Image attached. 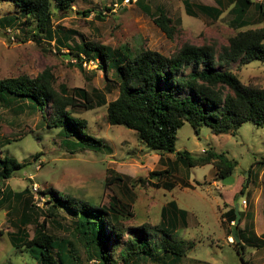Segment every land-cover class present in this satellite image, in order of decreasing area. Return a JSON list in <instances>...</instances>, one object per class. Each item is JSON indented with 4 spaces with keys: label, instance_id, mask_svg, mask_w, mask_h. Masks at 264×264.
<instances>
[{
    "label": "rangeland",
    "instance_id": "rangeland-1",
    "mask_svg": "<svg viewBox=\"0 0 264 264\" xmlns=\"http://www.w3.org/2000/svg\"><path fill=\"white\" fill-rule=\"evenodd\" d=\"M233 1L222 0L223 14L218 20L190 9L192 3L218 7L215 0L189 3L186 0H77L69 14L56 12L54 6L53 41L33 38L36 24L23 17L14 29L0 31V80L21 76L35 79L48 71L54 77L56 91L63 89L72 95L74 89H83L94 103L101 99L110 103L119 95L116 77L112 73L106 75L96 66L84 67L85 71L81 72L73 66L76 59L68 54L69 50L56 41L58 38L63 43L64 35H72L68 45L73 49L84 41H94L112 49L128 47L133 53L147 50L166 57L178 54L188 45L210 47L218 54L239 32L264 28V18L253 8L247 15L250 25L237 29ZM252 1L261 3V0ZM160 8L172 20V38L154 22ZM83 11L91 12L83 16ZM20 14L13 0L0 1V18ZM218 67L235 73L245 85L264 89L262 61L246 65L238 61ZM76 101L82 105L80 98ZM68 110L73 111L72 119L85 122L82 126L72 124L69 128L72 138H67L64 128L47 126L40 112L31 109L28 100L8 96L0 103V159L8 156L25 165L12 179L0 178V193L7 189L14 193L29 191L0 205V231L3 232L0 264H40L31 248L15 246L14 236L21 228L22 236L29 234L32 239L45 219L46 232L57 241L54 255L59 251L60 255L72 253L79 261L70 258L66 264H98L97 259H88L86 242L79 236L78 215H73L62 203L64 197L111 213L125 207L124 215L114 213L132 230L121 239L120 248L111 251L113 264H244L232 237L237 231L224 214L239 205L244 220L238 228L242 230L249 221H254L257 232L264 233V195L260 196L259 185L252 175L256 168L264 167V127L246 123L236 135H215L203 126L196 134L186 122L178 131L176 152L187 151L198 158L214 151L237 162L232 171L235 182L225 186L214 164L189 168L180 163L176 154L161 156L149 151L139 142L136 132L110 126L107 106L92 110L69 107ZM46 114L50 116L49 109ZM6 141L9 142L5 144ZM110 170L122 176L123 182L106 186ZM165 170L170 171L168 176L150 180L152 172ZM153 183L161 188H155ZM167 184H173L174 188H164ZM55 192L60 199L52 200ZM171 202L188 212L187 227L181 226L174 234V239L185 245L184 256L179 259L160 250L158 244L164 234L154 230L161 223L163 207ZM55 203L58 207L52 209L54 215L50 217V208ZM140 228H145V233ZM136 233L147 237L152 255L125 263L120 253ZM240 252L246 264H264V245L246 246Z\"/></svg>",
    "mask_w": 264,
    "mask_h": 264
},
{
    "label": "trees",
    "instance_id": "trees-1",
    "mask_svg": "<svg viewBox=\"0 0 264 264\" xmlns=\"http://www.w3.org/2000/svg\"><path fill=\"white\" fill-rule=\"evenodd\" d=\"M1 1V0H0ZM77 0H13L16 7L21 11L20 16L11 15L0 18V31L14 29L23 18L27 22L36 24V32L33 38L38 40L53 41V17L54 6L56 12L69 14ZM191 0H186L189 3ZM218 7L192 3L190 9L196 10L201 16L218 20L223 14L222 0H215ZM232 14L237 29L250 25L247 16L251 9H256L260 17L264 18V4L255 3L252 0H234ZM91 11H83L81 15L87 16ZM155 24L169 38L173 35L172 20L162 9H158V17ZM72 36V35H71ZM70 34L63 37V47L69 50V55L76 59L73 66L84 72L85 62H95L97 70L108 75L112 73L119 83L118 98L110 103L101 99L94 103L92 96L83 89H74L72 95L67 91H56L54 77L46 71L35 79L28 76L0 80V103L6 101L8 96L20 97L31 103V109L40 112L47 126L52 128H64L67 138H72V124L82 126L84 121L71 118L69 111L82 106L85 110L107 106V121L110 126H122L137 133L139 142L149 151L157 155L176 154L180 163L189 168L214 164L219 172L221 180L231 176L237 167V162L231 161L224 154L214 151L206 152L204 157H193L191 153L176 152L178 131L189 123L196 134L200 133L203 126L210 128L213 134L236 135L239 129L246 123H252L257 127H264V89L245 85L238 76L230 70H221L218 66L234 64L240 61L246 65L252 61L264 62V28L239 32L229 40V44L221 48L217 54L210 47L185 46L178 54L166 57L160 53L143 50L133 53L128 47L112 49L94 41H84L76 49L68 43ZM65 41V43H64ZM76 98L81 99L78 105ZM80 104V103H79ZM50 111V116L46 110ZM9 141H6L7 144ZM25 165L12 157L0 159V178L10 180L14 175L24 169ZM170 171L152 172L150 180H158L168 176ZM110 177L106 179V186L123 182L122 176L114 171H109ZM250 181L248 180L247 186ZM150 184V183H149ZM151 185V184H150ZM155 188H161L159 184H152ZM166 189L174 188L173 184L164 185ZM242 189V193L244 192ZM53 192V191H52ZM9 193V194H8ZM3 191L0 193L4 199L0 205L10 198L23 197L29 193L25 190L21 193ZM47 192L44 194L46 195ZM50 193V192H49ZM51 194V193H50ZM59 197L54 193L56 200ZM60 199V197H59ZM236 199V197H235ZM62 203L69 208L73 215H78L79 236L86 242V253L90 261L97 259L98 264H113L112 250L120 248L121 239L132 229L124 226L115 216V213L124 215L123 207L120 211L110 212L106 209L96 208L91 204L65 197ZM32 208H36L31 203ZM58 207L55 203L49 211L53 216V208ZM27 208L29 205L27 203ZM129 216L132 214L126 211ZM114 215V217H113ZM241 223L244 219L241 214ZM228 217L230 224L235 222V207L224 217ZM249 217V216H248ZM23 218L21 219V221ZM46 223L36 230L35 236L30 239L29 234L22 236L20 228L14 236L16 247L28 246L36 255L40 264H66L70 258L79 262L77 257L71 254H53L57 248V241L46 232ZM240 223V224H241ZM188 224V212L179 209L175 202H171L162 209V218L159 226L154 229L164 234V238L158 246L161 251L171 256H184V243L177 242L174 234L182 226ZM240 226V225H239ZM238 226V227H239ZM236 230L239 241H235L238 253L246 264L240 250L246 246L259 248L264 245V234L259 237L255 233L254 224L250 222L246 227ZM143 233L145 228H140ZM26 232V230H24ZM3 232L0 231V235ZM94 245L95 247H93ZM124 262L151 256L150 243L141 233L132 235L126 244V249L120 253Z\"/></svg>",
    "mask_w": 264,
    "mask_h": 264
},
{
    "label": "crops",
    "instance_id": "crops-1",
    "mask_svg": "<svg viewBox=\"0 0 264 264\" xmlns=\"http://www.w3.org/2000/svg\"><path fill=\"white\" fill-rule=\"evenodd\" d=\"M257 171L256 172H252V175L253 177L255 178L256 180V183L259 185V194L260 196L264 195V167L263 168H256ZM11 190V189H10ZM9 189H7V193L10 191ZM255 193V192H254ZM258 193V192H256ZM9 194V193H8ZM234 196L236 197V194H234ZM4 199V197H3ZM1 200V199H0ZM228 204H230V201L228 200L227 202ZM244 208H246L244 205H243ZM232 209V208H231ZM230 209V210H231ZM229 210V211H230ZM228 211V212H229ZM259 211V210H258ZM264 212V211H263ZM250 216L249 214L246 215V218L248 219L249 221V217ZM244 220V219H243ZM246 224V223H245ZM253 224H254V229H255V233L257 234V236L261 237L264 233H258L257 230H256V224L255 222L253 221Z\"/></svg>",
    "mask_w": 264,
    "mask_h": 264
},
{
    "label": "water",
    "instance_id": "water-1",
    "mask_svg": "<svg viewBox=\"0 0 264 264\" xmlns=\"http://www.w3.org/2000/svg\"><path fill=\"white\" fill-rule=\"evenodd\" d=\"M248 177H249V175H248ZM234 182H235V178L231 175V176H228V177H226V178H224L223 180H222V183H223V185H225V186H231L232 184H234ZM248 182H246V184H247ZM235 213H236V220H235V222H234V226H236V227H238L239 225H240V223H241V215H240V212H239V205H235ZM233 239L235 240V241H239V238L237 237V235H236V232L234 231L233 232Z\"/></svg>",
    "mask_w": 264,
    "mask_h": 264
},
{
    "label": "built area",
    "instance_id": "built-area-1",
    "mask_svg": "<svg viewBox=\"0 0 264 264\" xmlns=\"http://www.w3.org/2000/svg\"><path fill=\"white\" fill-rule=\"evenodd\" d=\"M261 3L264 4V0H261ZM83 65H84V67L91 68V67H95L97 64H96L95 62L92 61V62H90V63L85 62ZM96 67H97V66H96ZM243 205L246 206V205H247V202L244 201V202H243ZM232 224H234V222H233Z\"/></svg>",
    "mask_w": 264,
    "mask_h": 264
}]
</instances>
